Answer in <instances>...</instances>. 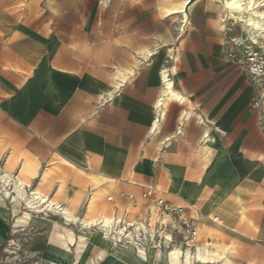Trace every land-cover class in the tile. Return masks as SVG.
I'll return each instance as SVG.
<instances>
[{"label": "crops", "instance_id": "obj_1", "mask_svg": "<svg viewBox=\"0 0 264 264\" xmlns=\"http://www.w3.org/2000/svg\"><path fill=\"white\" fill-rule=\"evenodd\" d=\"M184 1L0 0V111L61 160L112 180L108 190L116 182L111 194L149 184L195 204L203 239L264 264V106L253 105L255 86L230 60L237 32L220 3L196 0L183 28ZM164 67L183 98L160 113ZM77 178L73 191L91 187ZM5 198L0 190V252L36 222L15 233ZM58 235L28 243L30 264H170L163 251L142 257L110 235L81 257L78 236L66 248ZM5 256L0 264H12Z\"/></svg>", "mask_w": 264, "mask_h": 264}, {"label": "bare ground", "instance_id": "obj_2", "mask_svg": "<svg viewBox=\"0 0 264 264\" xmlns=\"http://www.w3.org/2000/svg\"><path fill=\"white\" fill-rule=\"evenodd\" d=\"M215 1L220 3V5H218L220 11L222 13L224 11V18L222 21L224 23L230 21V28L233 27V25L238 24L242 26L245 31V34L233 36L238 42L246 45V41L249 40L260 45L264 49V0ZM187 2L188 0H186L185 5ZM185 5L181 11V13L183 12L182 14H184V17H186V13L184 11ZM222 27H225V25L222 24ZM138 53L142 54L143 57H147L148 53L151 54V49L144 48L142 51L139 50ZM142 55L135 54L134 61L139 63L141 60L140 56L142 57ZM129 70L132 71V68L129 67ZM174 70H176V67ZM162 78L164 89L162 96L157 103V108L160 113L164 110V103L171 97L180 99L183 98L181 93L174 86V80L170 76L167 67H164L162 70ZM186 115H188V112ZM159 121V119L156 120L154 128L159 126ZM12 156L14 157V155ZM13 159L14 158H9L7 163L9 162L12 164ZM21 162L22 164L20 170L18 171L19 173L17 174L13 173L6 167L4 168L0 166L1 192L5 197L11 199L12 202H15L16 204H24V206L28 209L22 215L16 217L14 222L15 233L21 229L20 227L26 225L27 222L33 218L31 215L32 211H44L46 213L52 212L63 218L64 222H62L63 224L61 226L64 234L62 233V236L58 235V241L66 248H70V241H74L76 239L77 234L74 231V228L76 226L81 228L82 232L79 235L80 240L77 246L79 256L83 254L89 243L85 234L86 230H89L90 227L94 226L96 228L95 234L100 235L101 233V236L104 239H106L109 235L113 236V230H109V226L112 227L115 220L107 214L98 215L99 217L96 216V218H93V215L91 214L93 210L97 208L99 201H101V196L105 192L109 191L107 187L104 186V183L112 180L101 174L86 173L66 159H64L63 163H56L55 166L49 170V172L44 171L43 173L40 171V159L25 158L24 160H21ZM54 169L62 175V180L59 183L57 198L50 196L47 191L44 190L45 183L47 181L49 182L51 178H53L52 172L55 171ZM39 175H42V184L32 187L31 184L33 180ZM78 176H82L84 178L87 177L92 188H87L86 185H84L83 187H78L75 191H73L71 183L70 188L66 189L64 184H66L67 180L74 181V179ZM86 188L87 191H90L88 199L90 204L88 205L89 209L87 212L81 216L77 214L76 209L80 207L83 201L84 190ZM114 238L118 241L116 233L114 234ZM15 245H18V242L16 239H11L10 246L6 248L7 253H9L5 256L6 261L10 262L18 258V252L14 250L16 249ZM125 246H127V249L130 248L133 252L138 253L134 240L126 242ZM161 251H163V257H165L170 264H244L234 260L228 251L227 246L222 244H198L195 249L188 247L186 250L177 246L173 248L169 254L164 250H156L157 253ZM138 254L142 257H147V254Z\"/></svg>", "mask_w": 264, "mask_h": 264}, {"label": "built area", "instance_id": "obj_3", "mask_svg": "<svg viewBox=\"0 0 264 264\" xmlns=\"http://www.w3.org/2000/svg\"><path fill=\"white\" fill-rule=\"evenodd\" d=\"M228 44L230 60L242 67L255 86L253 105L262 110L264 49L249 40L246 45L241 44L233 36ZM107 201L115 207L112 213L115 221L109 230L116 233L117 244L134 240L140 254H147L152 248L169 254L177 246L185 250L188 247L195 249L200 242V209L191 203L170 202L166 190L161 187L141 184L138 192L119 191L107 195ZM118 202L122 203L121 208ZM209 218L218 221L210 215Z\"/></svg>", "mask_w": 264, "mask_h": 264}, {"label": "rangeland", "instance_id": "obj_4", "mask_svg": "<svg viewBox=\"0 0 264 264\" xmlns=\"http://www.w3.org/2000/svg\"><path fill=\"white\" fill-rule=\"evenodd\" d=\"M230 26V25H229ZM237 33L235 35L239 36L241 34H245V31L243 30L242 26L235 24L233 27ZM14 155V157L12 156ZM8 158H14L13 163L10 164L9 162L7 163ZM25 158L29 159H35L38 158L41 161V170L43 171H48L49 169L51 170L52 167L55 166L56 163L58 162H64L61 160L52 149L48 148L46 145L38 141L37 139L33 138L30 136L28 133H26L16 122H14L12 119H9L5 117L2 112L0 111V166L1 167H6L10 169L13 173L17 174L19 173L18 171L20 170L21 167V160H24ZM55 170V169H54ZM49 172V171H48ZM56 172V170H55ZM58 172V171H57ZM54 174V173H53ZM41 178L37 176L32 182V187H36L41 185ZM47 183H45V188L44 190L47 191L49 195H55L56 194V189H57V183L59 182L58 180L61 181V179H53ZM58 181V182H57ZM51 182V183H50ZM74 181L67 180L65 187L66 189L70 188V184L73 183ZM116 185V182H112L110 189L108 192H105L101 196V201H99L97 208L93 210L91 213L93 215V218H96V216L100 215H105V214H112L115 210V207L113 203L107 201V195L111 194L114 186ZM92 187V186H91ZM90 187V188H91ZM87 188L84 190V197L83 201L76 209V212L78 215H84L87 212V209H89V202H88V194H87ZM5 201L7 205L10 207V222H11V228L13 225V222L15 218L19 215H22L26 210H28L24 204H16L15 202H12L11 199L5 198ZM128 202V201H126ZM119 208H121L122 203L118 202ZM88 206V207H87ZM31 215L33 218L32 220L35 219L36 222L29 225V228L27 230H24L19 233V235L14 236L19 239V241L16 239L18 243H21L22 248L21 250H18L19 245L16 246L17 252L19 251V257L15 260H13L12 264H30L32 262L31 256L29 251H28V243L33 241L34 237H42V236H49L50 234L56 235L57 233L59 236H62L63 233V228H62V222L63 218H59V216L55 215L52 212H40V211H32ZM113 215V214H112ZM98 216V217H99ZM58 223V227H56ZM59 228V229H58ZM74 231L76 232L78 239L79 235L81 234V228L80 227H75ZM85 231V230H84ZM95 227L92 226L89 228V230H86V237L88 240V246L90 247H98L99 242H95L94 237L96 236H101L99 234H95ZM111 233V232H110ZM202 233V232H201ZM200 233V245L206 244L208 242L207 239H203L201 237ZM64 234V233H63ZM115 232H112V235L114 236ZM213 236V235H211ZM12 237V233L10 235V238ZM9 238V239H10ZM102 238V236H101ZM110 238V237H108ZM107 238V239H108ZM8 239V241H9ZM79 240L77 243V246L79 244ZM109 240V239H108ZM7 241V243H8ZM76 243V239L73 241V244ZM124 245H126V242H123ZM213 244H218V243H213L211 241V245ZM121 245V249H123V245ZM5 247V246H4ZM102 251V250H101ZM100 251V252H101ZM8 253L5 252L3 249L0 252V258H4L5 255ZM16 256V255H15ZM156 259H159L158 253L156 252L155 254Z\"/></svg>", "mask_w": 264, "mask_h": 264}, {"label": "water", "instance_id": "obj_5", "mask_svg": "<svg viewBox=\"0 0 264 264\" xmlns=\"http://www.w3.org/2000/svg\"><path fill=\"white\" fill-rule=\"evenodd\" d=\"M196 0H188V2L185 5L184 11L186 13V17L183 23V28L186 27V24L188 23L189 19H190V7L191 5L195 2Z\"/></svg>", "mask_w": 264, "mask_h": 264}]
</instances>
